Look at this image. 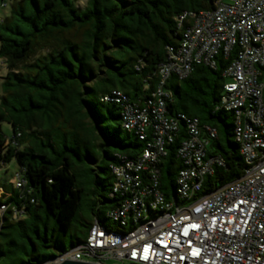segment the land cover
<instances>
[{
	"label": "trees",
	"instance_id": "trees-1",
	"mask_svg": "<svg viewBox=\"0 0 264 264\" xmlns=\"http://www.w3.org/2000/svg\"><path fill=\"white\" fill-rule=\"evenodd\" d=\"M9 4V13L0 16V60L9 69L1 83L0 168L15 160L26 184L0 183L5 193L0 205L7 207L0 216V264H43L67 250L65 240L71 246L81 241L95 219L106 223L104 208L118 205L109 197L116 155L134 157L147 145L123 129L122 104L103 98L119 90L130 102L145 104L160 83L168 49L180 44L177 18L213 9L214 0H88L83 8L75 0H0V12ZM235 55L220 52L215 68L193 65L187 78L172 76L165 85L170 117L184 114L216 130L207 153L221 156L225 165L205 179L202 194L245 169L234 116L220 108L223 74ZM3 123L10 125V137ZM187 138L181 122L166 147L161 190L168 198L176 193L183 167L177 151ZM87 162L95 165L96 188L90 217L80 218L84 188L77 174ZM51 219L56 236L46 226Z\"/></svg>",
	"mask_w": 264,
	"mask_h": 264
},
{
	"label": "built area",
	"instance_id": "built-area-1",
	"mask_svg": "<svg viewBox=\"0 0 264 264\" xmlns=\"http://www.w3.org/2000/svg\"><path fill=\"white\" fill-rule=\"evenodd\" d=\"M177 20L182 38L177 49H168L151 98L139 105L119 90L103 98L122 104L123 129L147 142L134 157L117 154L118 163L111 166L109 197L118 205L105 216L118 228L95 219L81 241L47 263L264 264V0H214L213 9L185 12ZM233 51L220 108L234 116L245 169L202 194L205 179L225 165L221 156L207 153L216 130L184 114L170 117L171 93L165 85L172 76L187 78L193 65L215 68L220 52L229 56ZM181 122L188 138L178 148L183 167L176 193L168 198L161 190V164ZM15 180L16 187L26 184L20 174ZM0 209L4 213L7 207Z\"/></svg>",
	"mask_w": 264,
	"mask_h": 264
},
{
	"label": "rangeland",
	"instance_id": "rangeland-1",
	"mask_svg": "<svg viewBox=\"0 0 264 264\" xmlns=\"http://www.w3.org/2000/svg\"><path fill=\"white\" fill-rule=\"evenodd\" d=\"M78 7L83 8L85 7L86 3L88 0H75ZM10 9V4L8 5V7L0 12V16L1 17H5L8 13ZM9 71L5 61H1L0 60V102H1V97H2V90H1V83H2V78L6 76L7 72ZM14 73H17L19 70L15 69V70H11ZM2 131L5 134L6 137H10L12 135L11 133V127L9 124L7 123H3L2 125ZM93 150V155L95 158L98 159V154H99V147L98 146H94ZM98 153V154H97ZM93 169V170H92ZM94 170H96L95 165L87 162L86 166L77 174L78 177V181L81 184V186L84 188V197L82 200V207H81V213L79 215L80 218L85 217L88 218L90 217V204H91V199H92V190L96 188V185L94 184V179L96 177ZM19 172V165L17 164V162L15 160L11 161L10 163L3 165L0 168V183L1 184H12L13 186L15 184H17L15 177H16V173ZM101 176L104 175V173H100ZM114 180V178H113ZM16 186V185H15ZM5 195L3 189H0V198H3V196ZM2 201V199H1ZM4 201V200H3ZM104 214L106 213L107 209L104 208ZM1 214H3V209H0V216ZM25 219L28 218L27 215L24 216ZM36 222L38 223L39 221L36 220ZM43 222H41L42 225ZM106 224H110L114 229H117L118 226L117 224L111 223L110 221H106ZM14 226V225H13ZM46 226H48L49 228V233H51V235H57V231L55 230V224L54 221L51 219V221H47ZM18 227L22 230V231H26L29 230L26 229H22L19 225ZM8 231V230H6ZM31 235V234H30ZM33 235V234H32ZM79 237H84V234H80ZM1 245V242H0ZM64 245L66 247V249H70L72 246L69 244L68 240L64 241ZM60 253V251H57Z\"/></svg>",
	"mask_w": 264,
	"mask_h": 264
},
{
	"label": "water",
	"instance_id": "water-1",
	"mask_svg": "<svg viewBox=\"0 0 264 264\" xmlns=\"http://www.w3.org/2000/svg\"><path fill=\"white\" fill-rule=\"evenodd\" d=\"M43 264H53V263H43ZM60 264H93V263H85V262H77V261H65L63 263Z\"/></svg>",
	"mask_w": 264,
	"mask_h": 264
}]
</instances>
